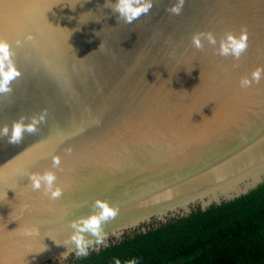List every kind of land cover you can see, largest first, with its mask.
<instances>
[{"label": "water", "instance_id": "obj_1", "mask_svg": "<svg viewBox=\"0 0 264 264\" xmlns=\"http://www.w3.org/2000/svg\"><path fill=\"white\" fill-rule=\"evenodd\" d=\"M171 2L125 24L106 0H0V37L22 72L0 95V127L48 110L36 135L0 140V264L81 258L63 259L74 247L63 244L97 199L119 213L89 253L264 188V79L240 87L264 67V0H187L179 16L165 11ZM244 26L238 61L192 46L195 32L219 42ZM27 33L35 41L17 47ZM46 170L57 200L27 178Z\"/></svg>", "mask_w": 264, "mask_h": 264}, {"label": "trees", "instance_id": "obj_2", "mask_svg": "<svg viewBox=\"0 0 264 264\" xmlns=\"http://www.w3.org/2000/svg\"><path fill=\"white\" fill-rule=\"evenodd\" d=\"M264 264V188L134 232L69 264Z\"/></svg>", "mask_w": 264, "mask_h": 264}, {"label": "clouds", "instance_id": "obj_3", "mask_svg": "<svg viewBox=\"0 0 264 264\" xmlns=\"http://www.w3.org/2000/svg\"><path fill=\"white\" fill-rule=\"evenodd\" d=\"M186 2L187 0H172L165 11L170 15L179 16L183 12ZM154 5L155 0H115V2L106 0L104 7L110 8L113 13L118 14L119 21L122 20L125 24H133L141 16L149 14ZM35 39L34 34L27 33L23 39H17L15 44L17 47H22L25 43L34 42ZM248 40L249 35L246 26L241 28L238 35L231 31L224 33L219 42L212 31L195 32L191 37V43L195 49L203 50L205 41H207L208 45L215 49L217 55L231 56L237 61L248 50ZM217 43H219L218 48L215 47ZM14 56L12 44L7 39L0 37V95L12 93L13 82L22 75ZM262 79H264V67H257L252 71L251 77L241 78L240 87L250 88L254 82L258 84ZM47 115V109H43L39 114H34L31 117L21 115L12 122L11 126L5 124L0 127V140L6 139L7 144L14 146L21 144L26 135H36L40 131V125L47 122ZM66 151L70 153L71 149H66ZM60 165L61 157L59 155L53 156V168H59ZM27 178L34 191L43 189V194L51 200H57L63 195V189L57 186V176L52 171L33 172L28 174ZM93 209L91 214L80 216L71 221L72 234L63 245L67 247L70 242L74 247H67V251L61 254L63 259H66L67 255L73 251L77 257H86L90 248L97 247L98 249V246L105 244L106 234L103 225L116 218L119 208L111 205L107 200L97 199L93 204ZM115 264H121V261L117 259ZM127 264H135V261H128Z\"/></svg>", "mask_w": 264, "mask_h": 264}]
</instances>
